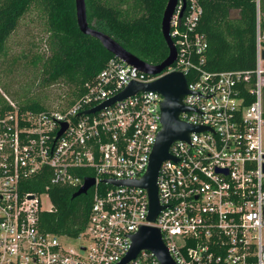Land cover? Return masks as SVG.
Here are the masks:
<instances>
[{"label":"built area","instance_id":"built-area-1","mask_svg":"<svg viewBox=\"0 0 264 264\" xmlns=\"http://www.w3.org/2000/svg\"><path fill=\"white\" fill-rule=\"evenodd\" d=\"M199 1L177 0L169 23L176 58L160 73H144L114 55L66 106L21 109L3 95L0 264H116L129 252L131 235L141 225L160 229L175 264H264L262 0H250L257 46L251 71L202 68L206 42L197 31ZM170 71L182 72L186 80L182 102L188 110L179 119L203 128L169 145L172 158L160 163L156 177L161 208L149 221L146 190L109 180L130 182L146 172L161 127L162 96L138 91L87 111L132 81L149 82ZM251 76L253 99L244 104L240 85ZM86 172L92 174L81 175ZM40 174L48 175L50 185L76 188L84 177L94 178L86 225L77 236L39 228L40 212L51 208L49 184L43 190L29 188ZM62 238H85L88 245L75 249ZM124 264L162 263L151 251L140 249Z\"/></svg>","mask_w":264,"mask_h":264},{"label":"trees","instance_id":"trees-1","mask_svg":"<svg viewBox=\"0 0 264 264\" xmlns=\"http://www.w3.org/2000/svg\"><path fill=\"white\" fill-rule=\"evenodd\" d=\"M167 0H85L88 24L100 30L125 50L148 64H159L168 54L160 30V20ZM202 13L197 31L203 34L202 68L210 71H251L256 65V30L253 4L250 0H200ZM31 8L39 13L46 33L47 53L22 52L28 66L37 68L42 83L63 81L69 87L71 104L84 92L106 61L114 56L98 39L83 34L76 23L74 0H0V63L8 59L7 41L20 18ZM264 14V0H262ZM260 49H264V15L260 21ZM30 56V58H28ZM18 60L13 56L10 67ZM188 80V76H186ZM254 77L241 84L244 104L252 101L249 90ZM0 88L15 98L21 109L43 110L47 107L40 99L22 97L9 91L0 80ZM6 103L0 94V104ZM264 118V112H263ZM92 173H81L89 175ZM36 185L29 188L43 190L49 184L47 174L38 175ZM76 187L50 185L47 189L51 208L40 212L38 225L44 232L71 237L81 233L86 225L92 189L72 197Z\"/></svg>","mask_w":264,"mask_h":264},{"label":"water","instance_id":"water-1","mask_svg":"<svg viewBox=\"0 0 264 264\" xmlns=\"http://www.w3.org/2000/svg\"><path fill=\"white\" fill-rule=\"evenodd\" d=\"M177 0H167L160 20V30L168 48V54L159 64H148L125 50L117 41L108 34L91 27L86 19L85 0H74L76 23L79 30L85 34L95 37L102 46L113 55L122 59L125 63L136 66L139 70L147 74L160 73L167 66L171 65L176 58V48L169 35V23L173 14ZM184 5L182 6L183 10ZM181 14V13H180ZM260 59L264 60V49H260ZM153 90L162 96L160 101V123L161 127L156 134V138L149 156V163L146 172L139 179L133 181H112V183H129L144 188L148 195V220L153 221L161 206L158 203L156 177L160 163L167 158H172L168 153L169 145L176 140H187L191 131H200L203 127L188 124L179 119V114L188 110L182 102V97L187 93L186 80L182 72L170 71L149 82L132 81L123 90L100 105L88 110L95 111L115 100L122 99L138 91ZM65 124L59 130L60 134ZM93 177H84L83 184L76 189L72 197L87 193L93 185ZM140 249L151 251L162 264H175L164 245L160 229L156 226L141 225L138 230L131 235L129 252L116 264H124L134 257Z\"/></svg>","mask_w":264,"mask_h":264},{"label":"rangeland","instance_id":"rangeland-1","mask_svg":"<svg viewBox=\"0 0 264 264\" xmlns=\"http://www.w3.org/2000/svg\"><path fill=\"white\" fill-rule=\"evenodd\" d=\"M46 33L39 19V13L31 8L19 20L16 29L11 33L7 41L8 59L0 63V80L11 91L19 97H32L40 99L47 108H60L66 106L69 96V87L63 81L52 82L50 84L42 83V75L37 72V68L26 65L21 57L22 52L31 55L36 53H47L45 42ZM13 56H18L15 63L6 65L10 71L2 70L4 64L11 61ZM30 58V56L28 57ZM0 94L5 95L15 102L10 94L5 93L0 88ZM4 97V96H3ZM5 98V97H4ZM6 99V98H5ZM262 109L264 112V85L261 87ZM261 144L264 149V118L260 128ZM45 207H49L50 202L42 198ZM66 243L77 249L80 245H88L85 238H62Z\"/></svg>","mask_w":264,"mask_h":264}]
</instances>
